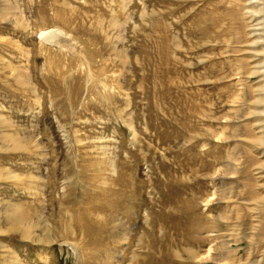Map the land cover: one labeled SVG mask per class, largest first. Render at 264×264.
I'll list each match as a JSON object with an SVG mask.
<instances>
[{"label": "rangeland", "instance_id": "obj_1", "mask_svg": "<svg viewBox=\"0 0 264 264\" xmlns=\"http://www.w3.org/2000/svg\"><path fill=\"white\" fill-rule=\"evenodd\" d=\"M247 1L0 0V264H264Z\"/></svg>", "mask_w": 264, "mask_h": 264}, {"label": "bare ground", "instance_id": "obj_2", "mask_svg": "<svg viewBox=\"0 0 264 264\" xmlns=\"http://www.w3.org/2000/svg\"><path fill=\"white\" fill-rule=\"evenodd\" d=\"M258 1L259 0H248L247 1V3H246V5H252V4H256V3H258ZM244 13H246V15L250 18V20H254V16L256 15L255 14V11L253 12L252 10H250V9H248V7H247V9L245 10V12ZM254 22V21H253ZM259 22V21H258ZM258 22H256L255 21V23H253V24H251V26H250V33H249V35H250V37H252L254 40H252L251 41V43H250V45L251 46H254V47H257V46H259L260 44H262L263 42H262V40H260V31H261V29H262V27L259 25V23ZM262 24V23H261ZM252 55H253V57H252V61L254 62V60L256 61V60H258L259 58H260V56H261V53L260 52H252L251 53ZM264 62V61H263ZM261 65H263V64H261ZM261 65L259 66V65H253V72L250 74V76H246V77H244V78H247L248 80H250L252 77H255V78H257V81H259L260 83H259V85L257 86V88L255 89V96H256V99H255V101L253 100V101H251V103H250V105H252L253 106V108H254V110L252 111V112H250V114H251V117H259V116H261L262 115V109H263V105H264V70L263 71H261L262 70V67H261ZM263 68H264V66H263ZM235 77L236 78H239V75H238V72L236 73L235 72ZM224 103H227V102H224ZM238 104H240V103H238ZM262 108V109H261ZM223 118H225L226 120H228V122L227 123H229L231 120H232V117H231V119H230V117H228V114H224L223 116H222ZM233 118H238V117H233ZM256 119V118H255ZM260 120H262V119H260ZM237 121H238V119H237ZM256 122H257V120H256ZM262 123V122H261ZM261 123H258V124H255V126H257L258 128H260L261 129V127L259 126V125H261L262 126V124ZM259 129V130H260ZM258 130V129H257ZM258 130V131H259ZM263 131V129L261 130V131H259V132H262ZM256 133V132H255ZM212 137H214L215 139H220L219 141L220 142H224V143H227L229 140H228V138L227 137H221L219 134H213L212 135ZM235 136H233V138H234ZM14 141H12L11 142V145H14V148L16 147V145L17 146H20V143L19 142H17L16 143V139H13ZM230 141H240V139L239 138H235V139H231ZM6 146V145H5ZM17 148V147H16ZM214 160H212V162H213ZM217 161V160H216ZM215 161V162H216ZM225 163H228V164H226V165H231V169H232V171L231 172H227V173H224V171H219L218 173H216L213 177H216V179L218 178V177H220V178H226V179H228V178H236V176H238L240 173L242 174V170L243 169H240V167H239V162H238V160H237V158L236 157H232V156H229V155H227V157L223 160ZM214 165V164H213ZM211 168H213V167H211ZM229 168V167H228ZM243 168V167H242ZM261 168V169H260ZM217 170V169H216ZM215 170V171H216ZM220 170V169H219ZM257 172H256V174H258L259 176L258 177H260L261 179L263 178L264 179V174L262 175V170L264 171V168L263 167H259V168H257ZM214 171V172H215ZM218 171V170H217ZM216 171V172H217ZM244 171V170H243ZM229 174V175H228ZM231 174H233V175H231ZM244 174H245V171H244ZM234 175H236V176H234ZM215 180V179H214ZM235 182V181H234ZM233 182V183H234ZM263 188L262 189H264V184H263V186H262ZM225 191V190H224ZM228 191V190H227ZM227 191H225V192H227ZM251 192V191H250ZM249 192V193H250ZM240 197V199H242V197H241V194H238V198ZM250 199H253V196H251V193H250ZM229 198H232L231 196L229 197ZM249 201H251V200H249ZM255 201V200H254ZM253 200L251 201V202H254ZM260 201V200H259ZM257 202V201H256ZM243 203H246V204H249V205H251L250 204V202L248 203V202H243ZM261 203V202H260ZM184 205H185V203H184ZM245 205V204H244ZM252 205H254V206H256V207H259L260 205L259 204H257V203H255V204H252ZM263 206V205H262ZM184 207V206H183ZM253 207V206H252ZM254 208V210L256 209L255 207H253ZM261 208V207H260ZM187 209V208H186ZM253 210V211H254ZM257 210H258V208H257ZM184 211H186V210H184ZM12 214V213H11ZM8 217H11V215L9 216V215H7ZM14 218V217H13ZM8 219H11V218H8ZM12 223V222H11ZM14 224V223H13ZM14 225H16V224H14ZM13 226V225H12ZM20 227L22 228V230H23V228H26L27 229V233H28V231H30V228L29 227H27V226H14V227H12L11 229H9V230H12V231H16V232H18V233H21V230H20ZM32 230V229H31ZM10 232V231H9ZM22 237H24V238H26V237H28V236H26V235H23L22 234Z\"/></svg>", "mask_w": 264, "mask_h": 264}]
</instances>
